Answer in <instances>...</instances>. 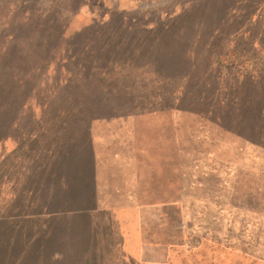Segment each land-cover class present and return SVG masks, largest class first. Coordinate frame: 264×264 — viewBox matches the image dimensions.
<instances>
[{
	"label": "rangeland",
	"instance_id": "rangeland-1",
	"mask_svg": "<svg viewBox=\"0 0 264 264\" xmlns=\"http://www.w3.org/2000/svg\"><path fill=\"white\" fill-rule=\"evenodd\" d=\"M98 83L126 101L66 98ZM81 110L123 157L52 218L37 163L92 146ZM2 127L0 264H264V0H0Z\"/></svg>",
	"mask_w": 264,
	"mask_h": 264
},
{
	"label": "trees",
	"instance_id": "trees-1",
	"mask_svg": "<svg viewBox=\"0 0 264 264\" xmlns=\"http://www.w3.org/2000/svg\"><path fill=\"white\" fill-rule=\"evenodd\" d=\"M59 38L61 37L59 36ZM11 77H14L13 79H15L16 86L18 84L16 79L18 78V85L21 87L23 81L20 79V75ZM7 87L8 86H5L6 89ZM96 90H101L102 92L93 91L95 94L94 96H92L91 93H89L90 96H86L81 91H77L73 94L66 95V98H69V101H76V97L74 96V94H76L77 98H79L77 99L78 101H89L93 103H110V101L119 103L123 101L121 98H125L118 93L115 94V91L110 90L109 86L106 84L102 85L98 83V88ZM8 103L9 102L6 101L5 106ZM68 113L67 111L64 114L66 115ZM83 113L84 112L81 110L80 119L84 122L89 119H107L104 115L96 116L97 113L94 114L89 112L91 115H89L88 112L87 114ZM4 117L7 120L12 119L10 114ZM5 129L6 127L0 129L3 131V135H5ZM2 134L0 133L1 136ZM85 134L83 130H80L77 134L78 138H76L75 141L63 137L61 143L55 145L53 148L45 150L46 156H44L42 161L37 163V169L41 171L42 174L34 175V181L38 182L40 189L39 195H42L43 202L50 201L47 212L51 213V215H55L52 218H75L81 214L91 213L93 209L96 210L98 208L93 205L84 206L88 201L91 203L93 200V175H90V170L84 166L82 158V156L85 157V164L89 165L92 148L89 147ZM80 198H84V200L80 202ZM88 198L89 200L87 201ZM40 214L41 213H29V217L34 219ZM20 216L25 217V214L18 215V217ZM54 256L55 255H51L52 259Z\"/></svg>",
	"mask_w": 264,
	"mask_h": 264
},
{
	"label": "crops",
	"instance_id": "crops-1",
	"mask_svg": "<svg viewBox=\"0 0 264 264\" xmlns=\"http://www.w3.org/2000/svg\"><path fill=\"white\" fill-rule=\"evenodd\" d=\"M134 110H137L134 108ZM118 120V121H117ZM95 119L93 120V144H92V153H93V206H103V195H102V186L105 183V173L106 168L110 159L114 160H121L122 159V153L119 151H114L111 153H108V139L106 137V134L110 131L105 132V130L102 127H99L98 124L102 123H116L119 122L121 119ZM128 122L131 121V119L127 120ZM116 125V124H115ZM115 131H113V136ZM132 155L129 154V157L132 159L130 160V166L133 165L134 159L131 157ZM124 159V166L126 165V159ZM92 160V159H91ZM116 164V162H115ZM119 164V162H118ZM122 166V164L120 165ZM128 168V165L125 166ZM124 167V168H125Z\"/></svg>",
	"mask_w": 264,
	"mask_h": 264
}]
</instances>
